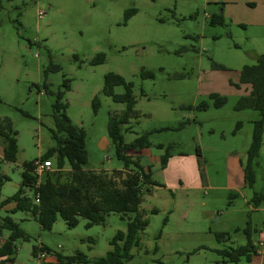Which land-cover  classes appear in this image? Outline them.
Segmentation results:
<instances>
[{"label": "rangeland", "instance_id": "374dc122", "mask_svg": "<svg viewBox=\"0 0 264 264\" xmlns=\"http://www.w3.org/2000/svg\"><path fill=\"white\" fill-rule=\"evenodd\" d=\"M129 9L137 12L126 21ZM219 15L224 25L211 24ZM100 53L104 63L93 65ZM262 54L264 0H0V118H9L18 132L16 162L3 161L0 137V177L10 178L1 201L17 192L24 162L56 146L53 113L59 91L66 114L86 133L85 170L125 169L108 135L111 115L126 109L103 94L105 76L113 72L133 84L134 108L140 113L130 120L125 142L149 133L151 145L142 161L161 185L143 195L141 209L149 224L141 245L132 249L134 258L125 264H235L222 263L218 249L245 245L248 224L258 240L264 225V149L251 166L254 186H246L244 179L259 113L236 110L246 95L239 72ZM142 71L154 77L142 78ZM124 91L115 87L116 94ZM211 94L226 98L225 103L217 107ZM166 151L170 158L162 168L159 157ZM49 160L52 175L59 171L57 155ZM70 170L67 162L61 174ZM27 191L33 197V190ZM8 215L30 237L15 242L13 264H39L34 246L48 247L47 259L77 252L98 259L135 217L111 213L90 228L80 218L69 228L58 216L48 230L28 212L0 210V219ZM217 233L230 239L219 244Z\"/></svg>", "mask_w": 264, "mask_h": 264}, {"label": "trees", "instance_id": "16d2710c", "mask_svg": "<svg viewBox=\"0 0 264 264\" xmlns=\"http://www.w3.org/2000/svg\"><path fill=\"white\" fill-rule=\"evenodd\" d=\"M135 9L126 11V21L136 14ZM211 24L224 25L222 15L215 16ZM105 55L98 54L92 61L93 65L103 64ZM142 78H153L152 72L142 71ZM239 82L250 87L249 92L242 96L236 110L242 111L252 109L259 113V118L254 121L251 145L247 153V163L244 168V179L246 186L252 188L256 182L255 172L251 169L253 162L259 157L264 140V54L256 58V64L246 65L239 72ZM123 86L125 91L122 94L115 93V87ZM66 91H70V80L64 82ZM103 94L109 96L116 103H123L126 109L121 115H111L108 123V135L114 147L116 158L124 164V170L112 172H94L85 170L88 163V152L86 150V133L83 128L72 122L66 114V103L62 100L64 92H57L54 105V121L56 131L52 137L56 146L50 148L41 160L46 161L57 155L58 172L46 174V179L36 187L38 176L34 173V161L24 162L22 182L17 192L1 201V190L5 182L10 178L0 177V210L4 206L15 203L10 210L11 214L18 211L30 213L41 225L42 228L51 230L60 216L69 228L78 226L80 218L87 221L86 227L100 225L105 222L107 215L117 213L125 215L134 213L135 217L128 222L126 232L118 231L111 240L112 249L105 256L90 260L84 253L77 252L74 255L55 254V262L41 264H125L131 261L134 256L132 249L141 245V233L149 224L144 219V211L141 209L144 194H150L153 187L161 186L153 179L151 167H144L139 157L133 154L140 153L143 149L150 147L148 140L149 133H144L135 138L131 143L125 142L124 132L130 128L128 124L140 113L135 110L136 99L133 94V84L123 76L110 72L105 76ZM216 100L217 107L225 103L226 98L217 94H211ZM94 111L97 112L100 100L95 97L93 100ZM207 106L204 105V108ZM240 125V123H239ZM17 131L9 118H0V137L3 138V161L16 162L18 155ZM160 149L163 145H158ZM200 154V152L198 151ZM170 155L166 151L161 156V166L165 168ZM69 163L71 170L61 174L66 163ZM27 190H33V197L28 195ZM39 194V202L34 201V196ZM259 196L254 195L253 202L259 205ZM155 212V210L153 211ZM8 232L9 235L0 246V264L14 262L17 247L15 242L18 239L29 240V235L8 215L0 219V239ZM247 242L243 246L224 248L219 253L226 261L238 264L242 258L247 261L255 253V244L252 238L250 225L243 230ZM162 231L159 232L158 239ZM216 240L220 243L230 239L227 233H217ZM157 249V248H156ZM41 252L51 253L46 246H34L33 256L38 258Z\"/></svg>", "mask_w": 264, "mask_h": 264}, {"label": "crops", "instance_id": "0c3cea01", "mask_svg": "<svg viewBox=\"0 0 264 264\" xmlns=\"http://www.w3.org/2000/svg\"><path fill=\"white\" fill-rule=\"evenodd\" d=\"M256 6L253 5V8H255ZM245 94H247L250 90V87L248 85H245ZM2 138V137H1ZM2 143H3V148H4V141H3V138H2ZM264 149V140H263V144H262V149ZM148 152H149V148H146V149H143L140 153H135V157H139L140 159V163L144 166V167H148L146 165H144L142 159L147 157L148 156ZM2 157H3V153H2ZM159 160L161 162V157H159ZM182 188H184L183 186H180ZM260 201V200H259ZM258 201V203L260 204V202ZM256 206V205H255ZM259 206V205H258ZM256 206V207H258ZM15 207V203H10L6 206L3 207V209H6L7 211H10L12 210L13 208ZM250 225V224H249ZM250 228L252 230V238H253V233L256 232V229H254L251 225H250ZM257 235H258V240H254V244H255V253L253 254V256L251 257V259L249 261H247V264H264V225L259 229V231L257 232ZM246 236V235H245ZM4 237V236H3ZM3 237L0 239V246L4 243L5 239L7 238H4ZM246 240H247V237H246ZM217 241V240H216ZM227 242V241H226ZM226 242H218L219 244H225ZM243 246V245H241ZM238 247V246H237ZM235 248V247H233ZM224 248H221V249H218V254L219 256L221 257V261L222 263H228V261H226V259L220 255V251L223 250ZM132 252V251H131ZM48 255L46 256V258L44 259H40V258H36L39 260V264H41L43 261L45 262H55L56 260V257H52L50 259H47L48 256L50 255V253H47ZM134 256V255H133ZM8 264H13V262H10Z\"/></svg>", "mask_w": 264, "mask_h": 264}, {"label": "built area", "instance_id": "2783aa9c", "mask_svg": "<svg viewBox=\"0 0 264 264\" xmlns=\"http://www.w3.org/2000/svg\"><path fill=\"white\" fill-rule=\"evenodd\" d=\"M33 165H34V173L39 177V178H38V181H37V183H36V187H39V185H40V183H41V181H42V180H41V177H42L45 173H47V172H49V171L52 170V168H53V167H52L53 164H52V162H51L50 160L43 161V160H41V159H35ZM34 201H35L36 203L39 202V194H36V195L34 196ZM47 255H48V254H47L46 252H41V253L39 254V256H40L41 259L46 258Z\"/></svg>", "mask_w": 264, "mask_h": 264}]
</instances>
